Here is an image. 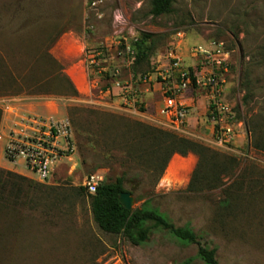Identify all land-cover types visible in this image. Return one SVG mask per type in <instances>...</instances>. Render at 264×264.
Here are the masks:
<instances>
[{
	"label": "rangeland",
	"instance_id": "374dc122",
	"mask_svg": "<svg viewBox=\"0 0 264 264\" xmlns=\"http://www.w3.org/2000/svg\"><path fill=\"white\" fill-rule=\"evenodd\" d=\"M150 8L151 0H103L98 18L86 0H0V264H205L196 244L165 230L150 229L137 245L103 233L88 192L79 190L92 174L105 184L124 177L132 210L147 201L174 226L189 227L215 250L217 264H264V0H174L172 12L157 18ZM116 10L126 20L120 36ZM141 40L147 56L132 61L124 44L136 53ZM183 43L189 55L192 47L216 44L230 56L223 95L236 125L228 145L216 143L207 90L192 87L181 131L143 99L145 89L157 97L174 82L170 51L185 68H205L191 55L187 65ZM93 57L96 69L88 65ZM18 98L53 109L17 113L11 106ZM30 115L71 127L69 149L44 182L3 154L10 126ZM166 135L211 152L172 154L165 162L156 137Z\"/></svg>",
	"mask_w": 264,
	"mask_h": 264
},
{
	"label": "built area",
	"instance_id": "2783aa9c",
	"mask_svg": "<svg viewBox=\"0 0 264 264\" xmlns=\"http://www.w3.org/2000/svg\"><path fill=\"white\" fill-rule=\"evenodd\" d=\"M102 4L103 0H86L87 8L95 12L98 18H101L98 8ZM112 20L115 33L120 36L126 20L117 10L113 11ZM209 46L212 47L208 49L195 46L190 49L192 58L197 62L202 58L205 62L206 66L201 71H197L195 67L185 68L181 57L174 50L168 53L167 58L172 62L175 80L170 86L161 88L163 106L159 112L167 118L168 127L181 131L188 116V106L182 100L183 95L194 86L207 90L209 119L213 125L216 143L222 147L232 141L236 125L233 112L223 95L224 75L230 56L216 44ZM123 52L134 60L135 51L132 46L124 44ZM95 61L97 60L93 57L88 65L96 69L99 63ZM98 71L104 72L105 69L98 68ZM18 117L15 116L16 119ZM70 137L71 127L67 120L54 121L37 115L21 116L5 134L4 158L12 163L20 162L38 181L44 182L53 173L63 152L69 149ZM101 181L100 176L89 175L84 181L87 192L94 194Z\"/></svg>",
	"mask_w": 264,
	"mask_h": 264
},
{
	"label": "trees",
	"instance_id": "16d2710c",
	"mask_svg": "<svg viewBox=\"0 0 264 264\" xmlns=\"http://www.w3.org/2000/svg\"><path fill=\"white\" fill-rule=\"evenodd\" d=\"M174 0H151V8L149 14L152 17H159L164 14H169L172 12V4ZM145 43L143 40L136 43V53L135 60L136 62L147 56V48L144 46ZM64 80L68 84L69 88L72 89V84L64 77ZM73 93H76L73 90ZM35 95H38L34 93ZM0 120H1V111H0ZM158 142L157 145L164 146L165 148V162L172 154H179L185 156L188 153L198 154L203 156L206 152H211L209 149L189 141L187 139L179 138L174 135H166L165 138L156 137ZM253 147L255 149L262 148L258 143H254ZM264 150V147L262 148ZM4 172L0 171V209L2 194L4 191V184L1 180V176ZM10 176L11 173H6ZM193 177L188 185V188H191L193 182ZM22 178V177H18ZM23 179V178H22ZM124 177L116 178L114 183H100L96 188L94 194L87 193L85 187H80L81 192H86L87 197L90 200V209L92 214V219L97 227L106 234L111 235H120L129 241L133 245H137L143 242L150 229H160L165 230L171 236L176 238L185 244H196L198 247V258H200L205 264H217L215 257V250L208 249L205 246L201 245L197 239V236L187 226L176 227L171 222H169L162 214H160L156 209H152L148 206L146 201L140 209L126 210L124 209L119 201L118 197L124 191L123 188Z\"/></svg>",
	"mask_w": 264,
	"mask_h": 264
},
{
	"label": "crops",
	"instance_id": "0c3cea01",
	"mask_svg": "<svg viewBox=\"0 0 264 264\" xmlns=\"http://www.w3.org/2000/svg\"><path fill=\"white\" fill-rule=\"evenodd\" d=\"M180 50H181L180 55L182 56V58L185 60V62L188 65V63L193 59H191L190 55L188 54L187 49H186V45L184 43L182 44V48H180ZM195 62H197V61H195ZM153 90H155V89H153ZM144 92H145V94L143 95V99L146 102V104L150 105L153 111H157V114H158V116L160 115L162 122L167 124V118L164 117L163 115H161L159 112L163 106V98H162L161 92L160 93L158 92L159 93L157 95L158 98L155 96V94H153V92H149L148 89H145ZM192 92H193V90L190 89L182 97V100L185 102V104L187 106L193 102ZM16 100H18V103L11 106V107L13 109H15V111L17 113L48 114L53 109L52 107H50L49 109L40 107L39 105L41 104V102H36V101H40L37 99H35L36 101H33L32 99H31L32 100L31 101L28 98H26V99L25 98H18ZM10 101H14V100L13 99H3L2 100V102H5V103H9ZM189 121L192 122V120H190V119H189ZM0 164H1V162H0ZM5 164H6V162H5ZM5 164H2V165H5ZM166 172H168V170ZM171 176L173 177V174Z\"/></svg>",
	"mask_w": 264,
	"mask_h": 264
},
{
	"label": "water",
	"instance_id": "95a60500",
	"mask_svg": "<svg viewBox=\"0 0 264 264\" xmlns=\"http://www.w3.org/2000/svg\"><path fill=\"white\" fill-rule=\"evenodd\" d=\"M118 201L124 209L128 211L132 210L134 204L132 193L122 192L118 197Z\"/></svg>",
	"mask_w": 264,
	"mask_h": 264
},
{
	"label": "bare ground",
	"instance_id": "6f19581e",
	"mask_svg": "<svg viewBox=\"0 0 264 264\" xmlns=\"http://www.w3.org/2000/svg\"><path fill=\"white\" fill-rule=\"evenodd\" d=\"M172 167L168 169L167 176H166V184H170L172 181Z\"/></svg>",
	"mask_w": 264,
	"mask_h": 264
}]
</instances>
